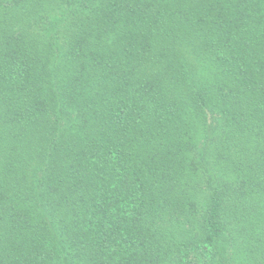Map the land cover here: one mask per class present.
<instances>
[{
  "label": "trees",
  "instance_id": "trees-1",
  "mask_svg": "<svg viewBox=\"0 0 264 264\" xmlns=\"http://www.w3.org/2000/svg\"><path fill=\"white\" fill-rule=\"evenodd\" d=\"M0 264H264V0H0Z\"/></svg>",
  "mask_w": 264,
  "mask_h": 264
}]
</instances>
